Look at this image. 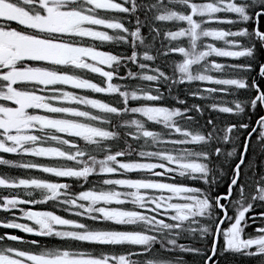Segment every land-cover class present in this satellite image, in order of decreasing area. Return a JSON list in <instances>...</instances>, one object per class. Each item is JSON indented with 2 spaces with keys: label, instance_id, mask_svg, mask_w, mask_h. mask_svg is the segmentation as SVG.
<instances>
[{
  "label": "snow or ice",
  "instance_id": "6c2138e0",
  "mask_svg": "<svg viewBox=\"0 0 264 264\" xmlns=\"http://www.w3.org/2000/svg\"><path fill=\"white\" fill-rule=\"evenodd\" d=\"M262 20L264 0H0V165L27 173L0 175V228L33 237L0 234V264H264ZM49 202L68 217L22 207Z\"/></svg>",
  "mask_w": 264,
  "mask_h": 264
},
{
  "label": "flooded vegetation",
  "instance_id": "af4514ba",
  "mask_svg": "<svg viewBox=\"0 0 264 264\" xmlns=\"http://www.w3.org/2000/svg\"><path fill=\"white\" fill-rule=\"evenodd\" d=\"M261 28L264 29V20L261 21ZM177 55H179V54H177ZM261 59H264V54H261ZM257 70H258V68H257ZM168 71L169 72L173 71V66H172L171 62L168 65ZM183 93H184L183 91L180 92L181 97H184L185 93L184 94ZM8 103H10V102H8ZM174 103L175 102L172 101L171 105H173ZM261 114H264V113H261L258 110V112L256 114L252 115V121L254 122L258 118V116ZM0 156H3L4 158H7V159H17V157H15L13 154L0 153ZM35 159H37L43 163L49 162V161L43 160L42 158H35ZM5 174L8 176H12V177H15V176L26 177L27 176V173L24 170L10 168L8 166L0 165V175H5ZM32 175L38 176V177H47L48 176V174H42V173L36 172L35 170H33ZM5 191L6 190H4V189H0V195L5 194ZM22 207L32 208V210H54V211H58V214H61V215L68 217V213L60 212L59 210L52 208L51 202H49V204H44V205H34V206L24 205ZM260 212H264V208L255 207L252 210V212H250L248 215L251 216L254 213H260ZM17 215H19V213H17ZM7 216H8L7 213L0 211V219H4ZM69 218H71V217H69ZM249 223H250V227L245 230L246 233L251 232L257 226L256 224H253L251 221H249ZM4 232H11V233L19 235V236H24L26 239H32L33 238V237L28 236L25 233L19 232L18 230L0 228V234H3ZM37 239H41V238H37ZM18 246L19 247H26L25 245H18ZM161 255H167V254L161 253ZM184 255H185L186 260H190V257L187 254H184ZM213 259H216V258L214 257ZM220 262H221V264H245V261L243 259H237V258L231 257V256L220 257Z\"/></svg>",
  "mask_w": 264,
  "mask_h": 264
},
{
  "label": "rangeland",
  "instance_id": "374dc122",
  "mask_svg": "<svg viewBox=\"0 0 264 264\" xmlns=\"http://www.w3.org/2000/svg\"><path fill=\"white\" fill-rule=\"evenodd\" d=\"M220 27H228V25H220ZM85 40L87 42H90V41H88V38H85ZM209 42L216 43L218 46H220L221 43H222V42H217V41H211L210 38H209ZM96 43H99V42H96ZM103 48L106 49V50H113V51L115 50L114 48H110V46H107V45H105ZM175 55H176V59H179L180 58L179 55H177V54H175ZM209 59L210 60L211 59H215L217 62H229L228 61V58L209 57ZM77 71H80V70H77ZM84 74H85V76L87 78L92 79L93 82H100V80L102 79V78H100L98 76V74L88 73L86 70H84ZM213 74H215V73H213ZM65 87H66V90H72V91H78V92L80 91V90L70 89L67 86H65ZM87 94L89 96H91L92 98H99V99L106 100V101L110 99V97L107 96V95H105V94H96V93H91V92H89ZM159 103L165 104V105H171L172 100H170V101L169 100H165V101H161ZM122 159H128V158H122ZM129 175L135 176L136 174L133 173V174H129Z\"/></svg>",
  "mask_w": 264,
  "mask_h": 264
},
{
  "label": "trees",
  "instance_id": "16d2710c",
  "mask_svg": "<svg viewBox=\"0 0 264 264\" xmlns=\"http://www.w3.org/2000/svg\"><path fill=\"white\" fill-rule=\"evenodd\" d=\"M100 50H106V49H104V48H101ZM257 112H258V110H257ZM257 112H256V113H257ZM256 113H255V114H256Z\"/></svg>",
  "mask_w": 264,
  "mask_h": 264
},
{
  "label": "bare ground",
  "instance_id": "6f19581e",
  "mask_svg": "<svg viewBox=\"0 0 264 264\" xmlns=\"http://www.w3.org/2000/svg\"><path fill=\"white\" fill-rule=\"evenodd\" d=\"M184 94V93H183ZM170 101V100H169Z\"/></svg>",
  "mask_w": 264,
  "mask_h": 264
}]
</instances>
